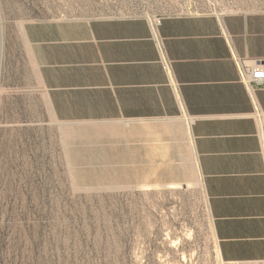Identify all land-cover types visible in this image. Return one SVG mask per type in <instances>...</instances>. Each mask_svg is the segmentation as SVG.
<instances>
[{"label": "rangeland", "instance_id": "obj_1", "mask_svg": "<svg viewBox=\"0 0 264 264\" xmlns=\"http://www.w3.org/2000/svg\"><path fill=\"white\" fill-rule=\"evenodd\" d=\"M175 1L157 12L204 7ZM102 2L0 0V264H226L175 123L49 121L29 92L25 24L108 17Z\"/></svg>", "mask_w": 264, "mask_h": 264}, {"label": "crops", "instance_id": "obj_2", "mask_svg": "<svg viewBox=\"0 0 264 264\" xmlns=\"http://www.w3.org/2000/svg\"><path fill=\"white\" fill-rule=\"evenodd\" d=\"M23 32L29 92L49 121H172L191 141L220 259L264 264V164L250 115L264 110V88L250 95L236 65L264 68L263 15L165 16L153 33L142 19L34 21Z\"/></svg>", "mask_w": 264, "mask_h": 264}, {"label": "built area", "instance_id": "obj_3", "mask_svg": "<svg viewBox=\"0 0 264 264\" xmlns=\"http://www.w3.org/2000/svg\"><path fill=\"white\" fill-rule=\"evenodd\" d=\"M103 5L107 7L110 16L107 18H124V19H142L145 20L152 31H155L161 19L165 16L179 17H212L221 19L229 14H252L257 13L264 16V3L260 0H205L199 1L204 5L202 8L185 12L182 14L160 15L157 10L166 0H103ZM170 4H176L175 0H168ZM198 1V0H197ZM198 4V3H197ZM198 4V5H199ZM197 5V6H198ZM107 12V14H108ZM153 39L158 43L157 37L153 34ZM241 84L246 91L252 95L254 87L264 88V68L261 65L253 67H244L241 59L236 60ZM165 69L167 65L165 64ZM255 123V136L259 145V155L264 164V110L254 104L250 114Z\"/></svg>", "mask_w": 264, "mask_h": 264}]
</instances>
